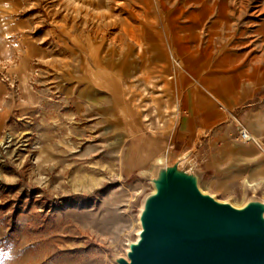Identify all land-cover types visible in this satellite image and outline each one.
Listing matches in <instances>:
<instances>
[{
	"label": "rangeland",
	"instance_id": "1",
	"mask_svg": "<svg viewBox=\"0 0 264 264\" xmlns=\"http://www.w3.org/2000/svg\"><path fill=\"white\" fill-rule=\"evenodd\" d=\"M193 86L225 118L168 170L133 168L119 88L179 148ZM0 116V264H128L163 179L204 169L200 143L220 130L261 143L210 190L264 225V0H0Z\"/></svg>",
	"mask_w": 264,
	"mask_h": 264
},
{
	"label": "water",
	"instance_id": "2",
	"mask_svg": "<svg viewBox=\"0 0 264 264\" xmlns=\"http://www.w3.org/2000/svg\"><path fill=\"white\" fill-rule=\"evenodd\" d=\"M162 190L128 264H264L258 208L216 203L201 194L193 175L168 174Z\"/></svg>",
	"mask_w": 264,
	"mask_h": 264
},
{
	"label": "crops",
	"instance_id": "3",
	"mask_svg": "<svg viewBox=\"0 0 264 264\" xmlns=\"http://www.w3.org/2000/svg\"><path fill=\"white\" fill-rule=\"evenodd\" d=\"M189 98L190 101L184 106L183 114L176 125L178 135L182 139L181 142H184L182 145L177 144L179 148L175 145L173 146L171 140L163 139L161 136H154L144 128L139 131H131L124 128V134L134 137L131 139L132 146L128 157L133 168L151 172L156 171L160 167L161 170H168V162H170L171 156L175 161L174 157L177 153H188V148L189 146L191 147L190 140L191 142L195 141L202 131H212L215 124L220 119L225 118L221 112H217L212 107L202 108V92L198 91V89L196 90L194 86L189 92ZM196 98L200 101L197 109L194 106V99ZM1 121L2 117L0 116V125ZM207 135L204 137L203 144L199 140L200 146H203L206 151H204L205 166L204 169L194 170V177L197 187L200 185L210 188L215 183L221 184L228 177H232L228 170L244 165V162L252 160L253 155H244V151L248 146L246 143L241 142L236 134L233 136L229 132L220 130L215 132L214 135ZM197 145L199 144L197 143ZM235 172L238 174V171Z\"/></svg>",
	"mask_w": 264,
	"mask_h": 264
},
{
	"label": "bare ground",
	"instance_id": "4",
	"mask_svg": "<svg viewBox=\"0 0 264 264\" xmlns=\"http://www.w3.org/2000/svg\"><path fill=\"white\" fill-rule=\"evenodd\" d=\"M84 1H87V3H90L93 0H84ZM133 39L136 40V42H135L137 44L136 50H137V54H139V53H141V51L143 49L142 42L138 41V39H136V38H133ZM217 61H222V60H217ZM217 61H215V62H217ZM11 70H13V71L17 70L20 73V76H21L20 79H21L23 88L26 91H28L29 87L27 85L26 78H27V73H30V70L28 69V65H27L26 61H23L20 66L12 67ZM171 79L172 78H169L168 80H171ZM109 84L110 85L111 84L116 85V86L117 85L122 86L119 80H117V81L112 80ZM119 93L120 94H119L118 99L120 101L117 103V112L119 113V115H121V119L118 122H123L124 128L126 130L129 129L131 131H139L140 129H143L144 127H148V128L151 127V124H152L151 119L147 116V114L143 113V111L145 109L141 110V107H139V105H136V107L134 105V108L137 109V113H136L135 109L131 107L130 103L127 104V101H126L127 92L121 87V92H120V88H119ZM138 112H140L141 114H138ZM165 113L168 116H170L171 118L176 117V115L178 114L177 113V105L175 103L171 104L170 110L166 109ZM251 138L254 142L261 143L259 141V139L256 137L251 136ZM8 139H9V136H8ZM9 141L10 140H8L6 143H9ZM159 182H160V180H159ZM162 183L165 185L166 178L163 179ZM198 189H200V192L202 195H204V196L209 195L214 201H216L218 203H222V204H226V205L229 204L230 207L234 210H243L247 207L246 201H241L239 203H230V201L227 199H221V200L217 199V195L215 193H213L209 187H202L199 185ZM152 190H153L154 195L158 194L159 190H157L156 183H153V189ZM144 231H145L144 227L140 225L139 230H138V235L141 236L144 233ZM141 240H142V237L137 239V242L135 243V245L138 244ZM131 250H132V247L131 248L129 247L126 251L131 253ZM127 259H128V257H127ZM128 260H129V262H131L130 258Z\"/></svg>",
	"mask_w": 264,
	"mask_h": 264
},
{
	"label": "built area",
	"instance_id": "5",
	"mask_svg": "<svg viewBox=\"0 0 264 264\" xmlns=\"http://www.w3.org/2000/svg\"><path fill=\"white\" fill-rule=\"evenodd\" d=\"M239 138L243 142H248L251 139V135L248 134L246 131H243L239 134Z\"/></svg>",
	"mask_w": 264,
	"mask_h": 264
}]
</instances>
